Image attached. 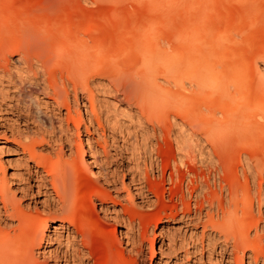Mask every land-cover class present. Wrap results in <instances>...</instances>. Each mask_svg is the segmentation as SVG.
I'll list each match as a JSON object with an SVG mask.
<instances>
[{"label":"bare ground","instance_id":"6f19581e","mask_svg":"<svg viewBox=\"0 0 264 264\" xmlns=\"http://www.w3.org/2000/svg\"><path fill=\"white\" fill-rule=\"evenodd\" d=\"M224 1L158 0V22L102 27L64 24L66 0L0 10V264H115L146 246L149 264H264V49L241 55L264 0ZM218 80L239 83L217 95ZM246 80L260 91L237 98Z\"/></svg>","mask_w":264,"mask_h":264},{"label":"rangeland","instance_id":"374dc122","mask_svg":"<svg viewBox=\"0 0 264 264\" xmlns=\"http://www.w3.org/2000/svg\"><path fill=\"white\" fill-rule=\"evenodd\" d=\"M77 1L78 0H66L67 3L66 7L64 8L62 14L60 15L62 16V22L64 24L73 22L76 16L82 17L83 22L85 24L91 22L96 27H102L104 25L105 20L109 18L119 21H127V22L132 21L133 25H137L138 21L140 20L146 21L150 18L158 22V18H160L159 17L160 14L158 13L159 11L158 0H93L96 2V4L93 3L92 6L90 4L89 6H87V10H83V11L77 10L76 8ZM226 1L228 0H225L224 2ZM38 2L39 0H8L7 4H3L2 0H0V10H3V8H7L8 10H20L24 13H27L33 10L37 6ZM227 5L229 4L225 3L222 5H216L214 7L217 10V12H224L226 10ZM233 7L235 6L233 5ZM233 7L227 10L230 16H233L236 12ZM90 9L94 10L93 16L89 14ZM0 31L4 33L7 32V27L1 25ZM254 37L252 38L251 41L252 45L247 48H244L242 50L241 55L250 57L255 52L259 53L262 51V49H264V46L263 48H261V46L264 45V36H262L260 33H255ZM220 65L221 63L218 66L219 72H221L222 69ZM243 66L245 70L246 69L250 70L251 64L248 61H243ZM220 78H222L221 75L219 79ZM238 83L239 82H219L218 80L217 82H208V89L217 95H221L228 89L229 90L236 89L238 87ZM239 86H242V90L240 91L239 95H237V98H239L243 93L247 91H251L257 94L260 91L256 83L250 80H246L245 82H240ZM109 115L113 122L117 120L119 123H123V122L127 123L128 121V118L122 115L121 113L117 112L116 108L111 107L109 109ZM261 148L262 146L259 145L256 147L255 150H251V151H255L257 155H260ZM44 151L47 150H43V152ZM3 157H4L3 155L0 156V159H3ZM147 169L149 170L148 161H147ZM154 175L155 177H157L156 172H154ZM255 178L256 181H258L260 178L263 179V188H264V158L261 161V163H259L257 166ZM107 229L109 230L110 227L107 226ZM119 229L120 227L116 226V235L118 234ZM96 247H97L98 255L102 258H105L107 256V248L105 246V242L101 238L97 240ZM112 255L116 257V254L114 252L112 253ZM124 256H126V254H124ZM115 259H116L115 264H149L151 262L150 247L146 246L143 257L140 256L137 257L136 259H128L125 262L122 261L121 257H116Z\"/></svg>","mask_w":264,"mask_h":264}]
</instances>
